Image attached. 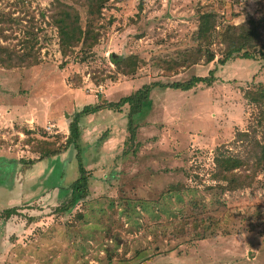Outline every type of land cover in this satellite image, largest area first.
Returning <instances> with one entry per match:
<instances>
[{
  "label": "rangeland",
  "instance_id": "1",
  "mask_svg": "<svg viewBox=\"0 0 264 264\" xmlns=\"http://www.w3.org/2000/svg\"><path fill=\"white\" fill-rule=\"evenodd\" d=\"M61 1L84 26L86 7ZM53 2L0 0V15L18 22L0 45L19 52L33 28L40 58L0 67V264H264V169L247 167L253 182L235 190H221L212 176L216 153L245 157L258 151L254 139L264 144L257 108L243 96L252 82L264 84L263 59L229 60L211 86L153 88L132 142H125L128 107L102 109L82 119L79 139L59 154L32 164L6 160L37 157L34 141L60 149L71 115L98 98L208 75L222 45L210 47L209 63L197 57L199 14L213 9L223 24L264 19V0H111L95 22L103 25L96 45L68 56L49 17ZM260 32L264 43V22ZM111 54L137 57L134 73L119 72ZM79 162L91 175L88 196L60 213ZM15 203L17 214L5 219Z\"/></svg>",
  "mask_w": 264,
  "mask_h": 264
},
{
  "label": "trees",
  "instance_id": "2",
  "mask_svg": "<svg viewBox=\"0 0 264 264\" xmlns=\"http://www.w3.org/2000/svg\"><path fill=\"white\" fill-rule=\"evenodd\" d=\"M73 4L86 7V22L81 25L79 11L71 4L65 1L54 0L49 9V17L51 22L57 29L58 44L60 52L63 56H68L75 52L87 51L91 49L99 40L103 25H96L97 20L103 17V9L111 0H67ZM138 9H142V2L138 3ZM12 20L9 16L0 15V36L4 35V30L7 27L11 28V24H17V21ZM264 19L249 17L245 21L238 24H223L220 21L219 14L209 9L203 11L198 16L197 28L194 35V40L197 43L196 54L198 58H203L205 63L214 60L215 54L211 50L212 45L221 44L220 56L217 58L216 65L208 71L206 76H193L183 82L162 83L154 81L143 84L140 88L133 91L129 95L120 98L117 101H108L99 99L94 103L87 104L71 115V120L68 124V135L65 137L64 145L59 149L58 145L50 141H34L33 153L38 156L34 158L24 159H6L9 162L32 164L37 161L47 159L59 154L62 150L72 147L79 139L81 134V121L85 116L96 113L102 109L120 110L127 106L126 112V130L128 136L125 142H132L136 139L138 125L135 122V116L141 111L142 107L148 102L150 92L155 87L174 88L180 90H190L198 84L211 86L217 78L215 73L218 66H223L229 60L235 59H263L264 60V43L261 41V26ZM31 30V31H30ZM38 37L32 29L24 32L20 38V48L18 52L13 47L8 45H0V67L16 68L29 67L37 65L40 62L38 56ZM111 62L115 65L119 72L125 75L133 74L137 66V57L130 55L127 57H118L110 55ZM251 87L243 92V96L248 103H252L257 108L256 122L258 125H264V84L262 82H252ZM238 137H248L245 132H239ZM254 150L258 151L250 156L241 157L238 155H225L221 152L216 153L214 157L215 170L212 176L217 183V186L223 189L235 190L249 187L253 182L252 175L245 173L247 167L254 165L256 169H264V144L254 139ZM251 160H254L252 162ZM79 175L69 185L70 198L66 199L63 204L58 205L55 210L63 214H70L79 202H85L89 190L90 173L79 162ZM240 169L244 173L240 174L237 170ZM253 174V173H252ZM224 182V183H221ZM264 186V183H263ZM19 207L12 206L3 210V217L10 218L17 214Z\"/></svg>",
  "mask_w": 264,
  "mask_h": 264
},
{
  "label": "crops",
  "instance_id": "3",
  "mask_svg": "<svg viewBox=\"0 0 264 264\" xmlns=\"http://www.w3.org/2000/svg\"><path fill=\"white\" fill-rule=\"evenodd\" d=\"M124 108V107H123ZM124 114V113H123ZM27 193V192H26ZM26 193H24V192H20L19 193V196H20V200H22V201H28V202H30L31 203V200L27 197L28 195H26ZM17 203H15L14 204V206H17L16 205ZM18 205H20V202H19V204ZM10 233V232H9ZM7 245V244H6ZM9 245V244H8Z\"/></svg>",
  "mask_w": 264,
  "mask_h": 264
},
{
  "label": "built area",
  "instance_id": "4",
  "mask_svg": "<svg viewBox=\"0 0 264 264\" xmlns=\"http://www.w3.org/2000/svg\"><path fill=\"white\" fill-rule=\"evenodd\" d=\"M49 128H50V126L47 127V129H49Z\"/></svg>",
  "mask_w": 264,
  "mask_h": 264
}]
</instances>
